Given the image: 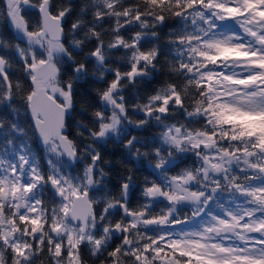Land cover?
<instances>
[{
	"label": "snow or ice",
	"instance_id": "1",
	"mask_svg": "<svg viewBox=\"0 0 264 264\" xmlns=\"http://www.w3.org/2000/svg\"><path fill=\"white\" fill-rule=\"evenodd\" d=\"M30 11L38 15L35 27L26 18ZM72 12L63 0H4L0 6V17L26 41L21 47L0 39V110L16 117L0 114V132L13 145L0 155V264H37L45 253L48 264H85L82 245L101 264H264V0H86L66 45L63 21ZM173 18L166 63L176 82L134 105L144 118L133 121L123 89L150 78L162 54L155 46L141 50V40L158 39L154 29ZM105 19L115 22L107 45L108 30H98ZM133 24L152 31L126 40L121 30ZM88 43L94 49L78 61ZM120 48L127 50L121 59L130 70L106 66L109 50ZM92 58V75L114 78L96 90L100 106L91 120L75 121L77 135L91 141L80 149L66 134L67 122L74 119L75 83L89 75ZM63 64L71 70L67 80ZM21 110L48 154V171L23 139ZM152 121L161 129L152 139L158 147L142 152L136 145H147L135 136L123 146L134 159L151 158L156 179L146 178L143 200L133 208L129 175L119 196L97 212L100 201L90 192L107 174L95 145L120 138L126 124ZM85 159L82 175L64 171ZM45 191L51 193L47 203ZM114 210L122 213L115 223ZM113 237L120 243L109 251Z\"/></svg>",
	"mask_w": 264,
	"mask_h": 264
},
{
	"label": "trees",
	"instance_id": "2",
	"mask_svg": "<svg viewBox=\"0 0 264 264\" xmlns=\"http://www.w3.org/2000/svg\"><path fill=\"white\" fill-rule=\"evenodd\" d=\"M65 3H69L72 8V14L67 17L63 21L64 28V36L65 43L71 41L72 35L70 32L71 24L75 21L77 16L80 13L81 6L86 2V0H63ZM127 3H133L134 0H126ZM4 0H0V6H2ZM26 18L29 21L30 27H35V24L38 20V15L35 11H30L26 13ZM87 21H91L92 14L91 12L85 17ZM115 27L114 19L102 22V29L108 30L107 34L103 35L105 45L112 39L111 28ZM176 28V20L168 19L165 23L158 28L154 29L158 34V39L153 38L150 35L144 36L141 40V44L143 45L141 50H148L152 47H157L162 54L158 55L159 63L157 64V71L154 72L150 78H144L136 84H129L127 87L123 89V95L125 97V103L128 108L129 118L133 121H138L144 118V114L142 112H136L134 109V105L137 103L144 104L147 102V98L149 95L154 94L155 91L167 83L176 82L175 78L170 76L167 61L171 59V56L168 54V40L170 31L175 30ZM140 31L142 33H148L152 31L151 29H140L135 26V24L128 26L126 25L124 29L121 30V34L124 36L126 40H129L135 32ZM83 33H80L77 38H82ZM0 39L7 41L11 45H15L19 43L21 47L24 46L25 41H22L18 38V35L14 28L10 25L8 20L4 17H0ZM94 49V43H88L87 46L82 50L81 55L76 56L75 58L80 61L84 60V56L90 51ZM8 51H14V49H9ZM127 50L120 49H112L109 50L106 60V66L110 68H120L121 71L130 70V66L128 65L125 59H121L124 56ZM4 54L3 51H0V55ZM130 54V53H129ZM75 55V53H74ZM86 65L89 71V75L75 83V95L74 99V111L73 117L74 119L69 120L67 135L70 139H74L77 143L78 148L82 149L83 144L90 143L91 141L86 139L85 137H80L77 135L76 130V120H83L85 123H88L91 120V113L95 108L100 106V101L97 96L96 90L103 89L107 87V83L114 78V74L110 72L105 73L104 81H100L96 78V76L92 75L95 69V60L94 58L86 61ZM12 70L19 76L21 74L20 64L13 60V68ZM61 74L64 80H67L71 76V70L67 64L61 65ZM87 101V111L81 114V105L83 102ZM18 106V104L16 105ZM9 112L11 109H3L0 110V114L5 116L8 119H15V115L9 116ZM177 119H183L182 117H176ZM22 126L27 128V136L24 137V141L31 147L33 154L37 157L38 162L41 165L42 170H45L44 164V154L43 148L39 144V138L36 137L33 128L31 127V121L25 116L23 110H21V114L19 117ZM169 122H172L171 120ZM161 129L156 125L155 121L143 126V127H135L134 125H125V130L122 133L120 138L113 136L107 143H101L95 145L97 150L101 153V160L98 161L99 168H102L104 172L107 174L103 178V183L98 185L96 189H93L90 192V196L94 197L96 200L100 201L97 204H94V209L99 212L105 206V202L108 198L118 197L121 190V184L125 182L126 178L131 175L132 176V184L128 191V201L129 205L135 208L139 203L142 202V190L145 186L146 178L149 181L156 179L155 174L153 173L152 168L149 165V159L137 160L134 159L129 153L128 150L123 146L124 142L127 139H130L132 136L137 137L142 144H146L147 147H142L141 144H137L136 147L141 148V151H145L154 147L159 146V141L156 144L152 143V139L157 137ZM11 138V137H9ZM15 144H19L20 141L17 139L14 142ZM13 145H9L6 143L5 136L3 132H0V155H3L4 151L10 150ZM89 160L85 159L72 165L70 168L75 171L78 175L83 173V169L86 163ZM191 159L185 161L184 164H181L180 167H184L187 164H191ZM178 170V169H175ZM172 174V173H170ZM99 175H97V179H99ZM51 193L49 191H45L44 200L47 203L50 198ZM227 196V193H225ZM122 213L118 210H114V216L111 217L113 223L120 219ZM119 234H117L118 236ZM120 241L116 237H113L112 241H110L109 251L112 250V247L119 244ZM81 256L85 261V264H101V260L92 257L88 252L87 247L81 246ZM107 254L105 253L106 258ZM5 259H8V254H6ZM37 264H48V256L45 253L40 259L37 260Z\"/></svg>",
	"mask_w": 264,
	"mask_h": 264
},
{
	"label": "rangeland",
	"instance_id": "3",
	"mask_svg": "<svg viewBox=\"0 0 264 264\" xmlns=\"http://www.w3.org/2000/svg\"><path fill=\"white\" fill-rule=\"evenodd\" d=\"M11 25V24H10ZM12 26V25H11ZM18 35V34H17ZM23 47H26V41H25V44ZM39 144L42 146L43 148V154H44V164H45V170L44 171H48V164H47V158H48V154L45 152V148L44 146L41 144L40 142V138H39ZM64 171L69 174V175H72V176H77L78 174L73 171L71 168H68V167H65ZM80 175V174H79ZM82 175V174H81Z\"/></svg>",
	"mask_w": 264,
	"mask_h": 264
},
{
	"label": "water",
	"instance_id": "4",
	"mask_svg": "<svg viewBox=\"0 0 264 264\" xmlns=\"http://www.w3.org/2000/svg\"><path fill=\"white\" fill-rule=\"evenodd\" d=\"M33 130H34V129H33ZM34 132H35V130H34ZM35 135H36L37 137H39L38 134H37L36 132H35ZM73 165H74V164H73Z\"/></svg>",
	"mask_w": 264,
	"mask_h": 264
}]
</instances>
